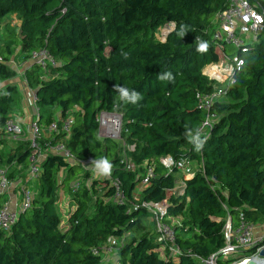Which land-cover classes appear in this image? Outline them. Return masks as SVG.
Instances as JSON below:
<instances>
[{
    "label": "trees",
    "instance_id": "trees-1",
    "mask_svg": "<svg viewBox=\"0 0 264 264\" xmlns=\"http://www.w3.org/2000/svg\"><path fill=\"white\" fill-rule=\"evenodd\" d=\"M256 2L264 10V0ZM227 7L228 0H0V31L7 17L20 20L18 28L0 34V83L17 75L7 64L17 49L26 62L32 51L46 48L57 65L25 70L36 91L39 124L48 126L59 113L66 117L75 110L67 146L77 158L107 159L130 201L154 164L155 177L141 191L140 204L167 200L164 220L185 218L174 227L180 253L163 256L157 234L146 229L147 209L114 201L108 180L73 191L79 178L90 179L89 170L50 155L34 184L32 210L21 213L10 231L0 230V264H101L94 250L126 235L117 256L121 264H201L197 258L224 247L229 216L235 224L243 219L264 225V33L247 52L224 47L244 58V70L215 102L218 120L204 147L197 151L191 142L207 116L198 95L216 84L204 69L220 60L212 31ZM169 73L170 79H161ZM120 88L140 99H122ZM18 95L17 85L0 88V165L14 167L10 178L32 163L30 141H12L5 132ZM103 112L121 116L134 170L127 169L116 141L98 137ZM166 156L199 165L195 175L183 178L182 195L172 192L178 171L169 173L160 163ZM61 189L72 199L67 216L58 207Z\"/></svg>",
    "mask_w": 264,
    "mask_h": 264
},
{
    "label": "built area",
    "instance_id": "built-area-1",
    "mask_svg": "<svg viewBox=\"0 0 264 264\" xmlns=\"http://www.w3.org/2000/svg\"><path fill=\"white\" fill-rule=\"evenodd\" d=\"M256 1L228 0L227 9L218 13L216 17V26L212 31V39L218 44L220 60L218 63L209 65L204 69V75L216 84L211 93L198 95L200 106L207 114L198 134L200 137H208L214 122L218 120V115L213 112L215 102L226 96L228 89L235 84L236 77L244 70V58L237 54L227 53L224 47L247 52V45L258 42L260 36L264 33V10L259 8ZM0 62H3L1 57ZM27 62V69L36 64L44 71L49 66L57 65L56 60L46 48L32 51ZM7 64L11 67L14 62L10 60ZM23 75L27 88L25 100L28 101L29 106L37 108L36 91L29 87L25 73ZM74 112L75 110L68 112L66 117L59 116L56 121L48 126H41L37 116L30 125L29 133H27L25 126L15 119L13 115L7 120L5 132L9 139L17 142L24 139L30 141L32 163L20 175L16 174L14 178H10L9 168L0 170V230L10 231L12 226L18 221L21 213L32 210L33 202L37 195L34 184L40 176L42 162L50 155L60 156L69 163H78L85 170L98 173L95 169V162H99V160L93 157L83 160L77 158L67 147L64 140L57 138L60 135L66 137V140L71 137L75 123ZM98 123L100 126L99 130L107 127L113 128L116 134L119 131L121 132V116L118 114L103 112L99 116ZM27 134L28 137H26ZM126 163L128 170H134V167L127 160ZM160 163L169 173L176 169L185 179L196 173L192 167V162L187 160L175 161L171 156H166L160 159ZM18 170L21 171L22 167H19ZM154 177V164L148 165L145 178L139 187L143 190ZM183 178L176 181L173 194L177 196L184 193L185 183ZM103 179L108 180L110 187L114 189V201L128 203L134 210L139 207L147 209L155 224L158 243L161 245L159 251L163 256L166 253L172 256L180 253V248L176 244L174 226L171 222L164 220L169 207L167 200L162 203L147 202L140 204V202H136L134 197V200L130 201L125 197L120 180L112 178V170L111 174L104 176ZM75 187L78 189V184ZM178 190L179 193L177 194ZM254 228L253 224L243 219L235 224L231 216H229L223 230L224 247L207 258H197L198 262L201 264H220L221 260L232 259L231 264H243L242 262L246 259L253 261L258 259L264 264V257L262 258L259 255L264 250V234L256 236ZM127 237L128 235L120 239L111 237L94 250V254L101 257V264H121L117 260V256ZM256 247H258L257 251L249 255L248 253Z\"/></svg>",
    "mask_w": 264,
    "mask_h": 264
},
{
    "label": "rangeland",
    "instance_id": "rangeland-1",
    "mask_svg": "<svg viewBox=\"0 0 264 264\" xmlns=\"http://www.w3.org/2000/svg\"><path fill=\"white\" fill-rule=\"evenodd\" d=\"M19 25H20V20L18 19V17L16 15H11V16L7 17L6 19H4V21L1 23V31H0V34H1V32H4V30L7 27H10V28H18ZM163 31H164V29H162L161 32H163ZM12 80H15V78L14 79L12 78L10 80H7V81H4V82L0 83V88L4 87L7 82H10ZM18 89H19V95H18L19 97L17 99L18 106H17L15 112H13V114H12L14 118L15 117H18L19 114H22V115H24L26 117L27 115L25 113V110H27L28 108H30L28 101L27 100H24L25 94H22L21 88H18ZM32 110H34V109L32 108ZM98 137L101 140L108 139V138H110L112 140H115L116 139L115 141L120 145L121 149L123 150L121 156L124 159H126L130 163V165L133 166V164L131 163V160L128 159V157H127V153L125 152L126 150H131V148L129 146H127L125 144V142L122 140L121 132L120 131L118 132V134H116V133H114L113 128L104 127L102 130H99ZM64 142L66 143V145H68V141L67 140H64ZM1 166H3V165H0V167ZM192 167H193V169H194L195 172H197L199 170L198 163L192 162ZM12 168L14 169V167H12ZM12 168H10V170H12ZM1 169H3V168H1ZM89 174H91L90 179L79 178L78 181H76L74 183V185L71 186L72 190H75L76 191L80 187H82L83 185L91 186L94 181L105 180V179H103L104 176L103 175H100L99 173L96 174V173L92 172L91 170H89ZM178 174H180V173L178 172ZM64 177H65V172L64 171H61L58 174L57 181L59 183H61ZM176 178L178 180V177H176ZM182 178H183V176H182ZM77 184H78V189L75 187ZM141 191H142V188L138 187V189H137V191H136V193L134 195L135 200L138 203L140 202V193H141ZM178 193H179V190H178L177 194ZM71 200H72L71 199V196L68 193H65L64 190H62V189L59 191L58 207H59V209L62 211V213L65 216H67L68 214L72 213L71 211L74 210V208H72L73 206H72ZM184 219H185L184 217L172 218L170 222L175 227V226L181 225V223L183 222ZM145 226H146V229H147V231L149 233H151V234H157L156 228H155V224H154V222H153V220L151 219L150 216L145 221ZM258 228H259L258 226H255V228H254V234L255 235H256V233L260 232V230L259 231L257 230ZM128 237H130V236L128 235Z\"/></svg>",
    "mask_w": 264,
    "mask_h": 264
},
{
    "label": "crops",
    "instance_id": "crops-1",
    "mask_svg": "<svg viewBox=\"0 0 264 264\" xmlns=\"http://www.w3.org/2000/svg\"><path fill=\"white\" fill-rule=\"evenodd\" d=\"M20 49H17L16 53H15V56L12 58V61L14 62V64L10 67L12 70H14L16 73H17V77L15 76V80H12L10 82H7L5 85L7 84H14V85H17L18 88H21V92L22 94H25V92L27 91V88H26V85H25V81H24V75L23 73H25V70L27 69L28 67V62L22 60L23 58L21 57H17V54L19 52ZM13 78V79H14ZM25 100V98H24ZM30 108H28L27 110H25V113H26V117L22 114H19L18 117H15V119H17L18 121H20L24 126H25V129L27 131V133H29V126L31 125V123L37 118L38 116V110L37 108H33L31 106H29ZM32 108L34 110H32ZM15 112V111H14ZM59 116H62V114L59 113ZM29 124V125H28ZM27 127V128H26ZM28 137V134L27 136ZM3 168H9L7 167L6 165H3L0 167V169ZM1 169V170H3ZM27 169V166H23L22 167V170L20 172L17 173V175H20L22 173V171H25ZM179 175V176H178ZM178 177V180L182 179V175L181 174H177ZM136 193V192H135ZM258 231L260 230V232L256 233V236H260L262 234H264V225L260 226L258 225Z\"/></svg>",
    "mask_w": 264,
    "mask_h": 264
},
{
    "label": "clouds",
    "instance_id": "clouds-1",
    "mask_svg": "<svg viewBox=\"0 0 264 264\" xmlns=\"http://www.w3.org/2000/svg\"><path fill=\"white\" fill-rule=\"evenodd\" d=\"M203 45L201 46V49H203ZM171 78V74H168L167 78L161 77V79H170ZM121 98H128L130 102L135 103L136 100L140 99V96L136 93V92H130L127 89L124 88H120L119 89ZM207 137H204L203 139L200 138L199 135L195 136L192 138V143H196V150L200 151L203 147L204 144L206 142ZM95 169L98 171V173L100 175L103 176H107L111 174V170H112V164L107 160V159H103L99 162H95Z\"/></svg>",
    "mask_w": 264,
    "mask_h": 264
},
{
    "label": "water",
    "instance_id": "water-1",
    "mask_svg": "<svg viewBox=\"0 0 264 264\" xmlns=\"http://www.w3.org/2000/svg\"><path fill=\"white\" fill-rule=\"evenodd\" d=\"M260 257H264V250H262L260 253H259ZM243 264H254V261L253 260H249V259H246L242 262Z\"/></svg>",
    "mask_w": 264,
    "mask_h": 264
},
{
    "label": "bare ground",
    "instance_id": "bare-ground-1",
    "mask_svg": "<svg viewBox=\"0 0 264 264\" xmlns=\"http://www.w3.org/2000/svg\"><path fill=\"white\" fill-rule=\"evenodd\" d=\"M254 264H262V262L259 261L258 259H255V260H254Z\"/></svg>",
    "mask_w": 264,
    "mask_h": 264
}]
</instances>
